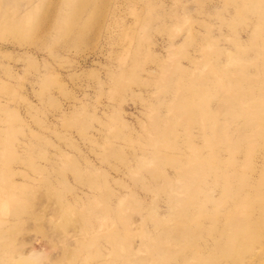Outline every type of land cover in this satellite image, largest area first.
Returning a JSON list of instances; mask_svg holds the SVG:
<instances>
[{
    "label": "rangeland",
    "instance_id": "1",
    "mask_svg": "<svg viewBox=\"0 0 264 264\" xmlns=\"http://www.w3.org/2000/svg\"><path fill=\"white\" fill-rule=\"evenodd\" d=\"M4 1L13 17L33 0L12 13ZM46 1L0 34V264L31 248L43 251L32 264H147L160 256L150 241L174 242L179 226L194 231L190 259L198 233L205 254L230 231L221 264H264L263 6ZM199 148L205 183L177 191L172 161ZM175 194L238 220L222 214L213 232L192 203L177 211Z\"/></svg>",
    "mask_w": 264,
    "mask_h": 264
},
{
    "label": "bare ground",
    "instance_id": "2",
    "mask_svg": "<svg viewBox=\"0 0 264 264\" xmlns=\"http://www.w3.org/2000/svg\"><path fill=\"white\" fill-rule=\"evenodd\" d=\"M5 2V6L6 3L10 4L11 6V10L10 13L17 11L16 7L18 6L19 8L21 7V3H17L16 0L14 1H8ZM30 1V0H29ZM44 1L46 0H33L30 1L29 3L27 2V9L24 12H18V13H13V17H9L8 12L9 10H6L4 12H2L0 10V34H2L4 31H8V30H15V31H21L23 30V25H24V17H21L24 13L30 17H33L35 14V10L40 7L42 5V3H45ZM256 2H258V6L259 8H262L261 6H263L264 8V0H257ZM46 3L48 4H53V2L51 0L46 1ZM71 0H65L63 2V5L65 6H69L71 4ZM23 4V3H22ZM4 6V3L2 2V0H0V9ZM257 7V5H256ZM35 9V10H34ZM261 14L264 17V11H260ZM53 36V35H52ZM242 135V134H241ZM228 142H231V139L228 138ZM197 155L194 156L192 159H189L188 161L185 160H173L172 162H175L177 165H180L181 167L179 168V172L180 175L184 176L183 180L181 181V183H177V186H175L177 191H183L186 189L188 190H192L193 192H196L198 190H200V186L202 184L205 183V178H204V171H203V165H204V159L201 156L200 153V148L199 150L196 149ZM208 159H216L212 153L211 157H208ZM209 168L210 170L212 169H219V167H221L220 162L218 161V164H216L213 160L208 162ZM218 166V167H217ZM1 170V169H0ZM178 172V173H179ZM226 182L227 179H226ZM166 186V178H164L163 180L160 179V183H158V186ZM228 187V186H227ZM229 191H230V186H229ZM175 199L178 200L179 202L175 203L176 206V210L179 211V209L181 207H185L187 206L186 201H188V203H192L191 205H194L192 207H196V209L198 208V213L196 214L200 220V218H206L210 221L213 222V227H212V231L213 232H219V230L217 229L216 225L218 222V219L221 218V215L223 214L224 217H226V224L227 227H230V224L232 223V221H237L238 220V216H234L232 215V211L230 210H226L225 212H220L218 209L215 210V213L213 215H207L206 213L201 212V208L203 207L202 202L196 201L192 198H190V200H186L185 196L182 195H178L175 194ZM175 200V201H176ZM180 201L183 203H180ZM208 202H212V201H216V199H211V200H207ZM182 211V214H187L188 210L186 209H180V211ZM245 223H248V217L246 216V218L244 219ZM239 223V222H238ZM239 225V224H238ZM201 231V228H198V232ZM189 232V234H188ZM193 230H190L184 226H179L178 229L174 230L173 233H171V238L174 242L169 243L170 240L168 239V235L166 236H160L157 242H153L150 241L151 244L157 243L158 244V249H157V253H159V257L157 258H153L151 251V261L150 260H145V262L147 264H170L168 262V255H171L170 258H172L173 260L182 263H188V264H221L223 260H229L230 259V254L232 253L231 250V246L229 243V239H230V231L225 232L224 234V238H226L225 242H222L223 247L221 248V250H219L218 247L214 248L215 250L210 251L207 253H203V251L201 252V249L203 248V244L202 241L199 239V233H198V239L196 241L198 248V252H196L197 254V258L196 259H190L187 257L186 253L184 252L186 249H183L184 245L189 244L190 242H187V238L191 237V234L193 233ZM245 238L247 236V234L245 233ZM190 241V240H189ZM171 244H173V246H170ZM124 256H126V252H123ZM117 256H120V254H116ZM130 255V254H129ZM220 255H222L220 257ZM43 257V251L40 249H36V248H31L29 253L27 254H20V258H19V262L20 264H32V262L40 260ZM129 259H131L130 257H128L126 260H124V264H127L129 261ZM128 264H131L130 262ZM141 264H143V261H141Z\"/></svg>",
    "mask_w": 264,
    "mask_h": 264
},
{
    "label": "crops",
    "instance_id": "3",
    "mask_svg": "<svg viewBox=\"0 0 264 264\" xmlns=\"http://www.w3.org/2000/svg\"><path fill=\"white\" fill-rule=\"evenodd\" d=\"M0 10H1L2 12L6 11L5 9H2V8H1Z\"/></svg>",
    "mask_w": 264,
    "mask_h": 264
}]
</instances>
